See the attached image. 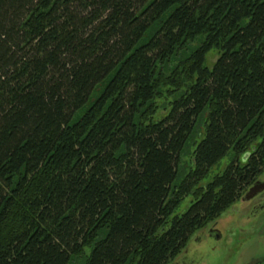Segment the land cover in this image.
<instances>
[{
    "label": "trees",
    "instance_id": "obj_1",
    "mask_svg": "<svg viewBox=\"0 0 264 264\" xmlns=\"http://www.w3.org/2000/svg\"><path fill=\"white\" fill-rule=\"evenodd\" d=\"M263 172L264 0H0V264H171Z\"/></svg>",
    "mask_w": 264,
    "mask_h": 264
},
{
    "label": "rangeland",
    "instance_id": "obj_2",
    "mask_svg": "<svg viewBox=\"0 0 264 264\" xmlns=\"http://www.w3.org/2000/svg\"><path fill=\"white\" fill-rule=\"evenodd\" d=\"M216 58L217 56H213L210 63ZM203 131L204 127H201L199 132ZM195 147L193 145L190 152L182 157V165L186 171L195 166L192 154ZM229 161L228 155L215 165L201 182V186H206L216 174H222ZM258 180L264 181V172ZM246 192L219 218L195 232L187 247L172 263L264 264V191L251 200L243 199ZM193 201V196L186 197L176 213H185Z\"/></svg>",
    "mask_w": 264,
    "mask_h": 264
},
{
    "label": "water",
    "instance_id": "obj_3",
    "mask_svg": "<svg viewBox=\"0 0 264 264\" xmlns=\"http://www.w3.org/2000/svg\"><path fill=\"white\" fill-rule=\"evenodd\" d=\"M263 191H264V181L257 180L252 186H250L248 191L243 196V199L251 200ZM171 264H179V263L173 262Z\"/></svg>",
    "mask_w": 264,
    "mask_h": 264
}]
</instances>
